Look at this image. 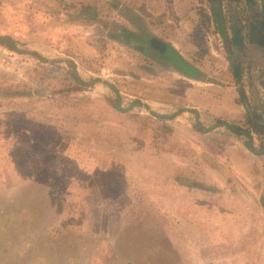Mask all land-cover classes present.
I'll return each mask as SVG.
<instances>
[{"label": "rangeland", "instance_id": "obj_1", "mask_svg": "<svg viewBox=\"0 0 264 264\" xmlns=\"http://www.w3.org/2000/svg\"><path fill=\"white\" fill-rule=\"evenodd\" d=\"M250 3L0 0V264L264 260V40L253 29L264 0ZM148 36L200 81L142 52ZM204 88L244 111L234 126L249 136L222 129L262 155L259 166L246 158L235 177L200 151L190 129L215 121L198 119ZM158 102L181 119H156ZM107 176L109 199L94 191Z\"/></svg>", "mask_w": 264, "mask_h": 264}, {"label": "crops", "instance_id": "obj_2", "mask_svg": "<svg viewBox=\"0 0 264 264\" xmlns=\"http://www.w3.org/2000/svg\"><path fill=\"white\" fill-rule=\"evenodd\" d=\"M193 81H196V80H193ZM204 85H206V83H204ZM192 93H194V91ZM218 93H220V91L219 92L218 90L213 91L207 88L199 90V94L197 96L196 101H197V105L201 107L202 110L200 111V109L198 110V108L196 110L197 112L199 111L198 113H199L200 118L198 119H201L200 113L203 112L209 115V119H210L209 121L211 123H212V120H215V121L217 120V121L213 122L211 130L197 131V134L193 127H192L193 129H190V130L194 132L195 136L193 139H196V141L200 142V144H198V147H200V151H202V153L206 154L210 160L214 161L215 163H218L219 166L221 165L225 168H228L230 172L232 173V175H234L235 177H238V174H236V170H238L239 172H242V170L245 167V164L243 163L244 159L248 158V159H252L253 161L255 160L256 164H254L255 162H252L251 164V167H252L255 165L259 166L258 160L263 159V157H261L262 155H257V153L254 151L252 147L250 150V147H247L244 144L239 143L237 140H235L234 135L232 136L231 132L229 134L226 133L227 131L222 129V127L226 128L225 126L218 125V123H225V124L233 123V125L234 123H236L238 124L239 127H241L243 124V120H244V116H243L244 111L241 108H238L237 106H235V104L233 103L234 100H232V102H229L223 98H218V97L213 98V96H217ZM221 93H226V92H221ZM153 104L155 105L154 111L156 114L154 117L156 119H160L165 122H173V121H179L181 119L180 116L183 115L182 113H180L179 110H174V108L168 104H165L162 102L153 103ZM244 105L247 108V105L246 104ZM245 106H244V109L246 110ZM115 109L119 110L117 107H115ZM223 132L226 133L227 135H224ZM206 138L208 139L207 141L213 140V144L212 145L207 144ZM191 144L194 145V142H191ZM191 148H194V147L192 146ZM187 164H188L187 167L193 168V170H195V168L197 167L195 163L193 164V163L187 162ZM211 166L218 167L216 164L213 165L212 162H209L208 168H211ZM82 170L87 171L88 173H91L90 175L93 174V172H89L88 169L82 168ZM253 170L256 171L255 169ZM100 173H103L102 169ZM108 178H109L108 176L106 178H101L100 182L105 180V182H102V183L98 182L99 179H97L95 182L98 184H94L96 186L94 191H98L100 189L99 186H101L102 192L107 194L106 199H109V196H108L109 188L107 187H109L108 185L110 182ZM81 181L85 183L83 180ZM181 181H187L191 186L189 185L186 186V185L181 184L178 178L174 182L186 188H195V189L204 190L208 192H215L219 189L218 187L216 188L210 187V186L205 187V186H202L200 184H197L196 182H193L187 179H184ZM196 185H199L200 187L197 188ZM111 190L113 191V189ZM85 196H87V194H84L82 196L83 199H88V196L87 197ZM258 200H259V203L261 204V207L264 208V202H262L264 201V195L262 194L261 196H259ZM105 217H108V216H105ZM263 262H264L263 259L261 263H259V260H257L256 264H263Z\"/></svg>", "mask_w": 264, "mask_h": 264}, {"label": "flooded vegetation", "instance_id": "obj_3", "mask_svg": "<svg viewBox=\"0 0 264 264\" xmlns=\"http://www.w3.org/2000/svg\"><path fill=\"white\" fill-rule=\"evenodd\" d=\"M250 2H251V0H247V4H248L249 8L251 9V3ZM216 4H214V5H216ZM214 9L216 10L215 12H217V8H214ZM219 17L220 16L217 17V21H220ZM218 25L221 27L220 22L218 23ZM230 29L233 30L231 26H230ZM253 29L256 32L255 34L259 35L260 38L262 40H264V27L260 26L259 21L255 20ZM224 30L222 29V31H220L222 34L221 36H222V38L224 37L223 40L225 42H227V41H229L230 36H229V34L226 33V30L225 31ZM230 32H232V31H230ZM143 39L144 40H142V41L145 42V46H143L141 48L142 52H144L148 55H151V53L153 52L152 54L154 55L155 58H157V60H160V61L164 62L165 64H167L168 66H171L173 68L175 67V63L173 61V53L167 47L163 46V45H167V46H170V45L166 44L165 42L161 41L160 39H158L154 36H148L147 38H143ZM243 39H244L243 34H240V33L235 31V35L232 38V40L233 41L236 40V41H239L241 43ZM152 40H154V42ZM158 42H160V44H158ZM170 47L173 48L172 46H170ZM175 52H176L177 56L180 57V55L177 53L176 50H175ZM182 60L184 63H186L183 58H182ZM259 61H264V58H259ZM186 64H188V63H186ZM245 108H246V106H245ZM248 109H249V107L247 106L246 110H248Z\"/></svg>", "mask_w": 264, "mask_h": 264}, {"label": "water", "instance_id": "obj_4", "mask_svg": "<svg viewBox=\"0 0 264 264\" xmlns=\"http://www.w3.org/2000/svg\"><path fill=\"white\" fill-rule=\"evenodd\" d=\"M173 61L175 63L174 69L178 73H180L181 75H183L184 77L188 79L200 81L197 70L193 68L192 66L184 63L182 58L177 56L176 53H173Z\"/></svg>", "mask_w": 264, "mask_h": 264}, {"label": "trees", "instance_id": "obj_5", "mask_svg": "<svg viewBox=\"0 0 264 264\" xmlns=\"http://www.w3.org/2000/svg\"><path fill=\"white\" fill-rule=\"evenodd\" d=\"M153 42H154V40H152ZM158 44H160V42H158ZM163 46H165V47H167L172 53H176L175 52V50L173 49V48H171L170 46H167V45H163ZM218 125H223V126H225L226 128H228L232 133H234V134H236V135H243V134H245V135H247V136H249V134L248 133H246L245 131H243L241 128H239V127H237V126H234V125H231V124H225V123H218ZM250 150H251V147H250ZM180 183L181 184H183V185H186V186H191L187 181H181L180 180ZM197 186V188H199L200 186L199 185H196ZM11 219L10 218H8L7 219V221H1L3 224H4V226H6V229H8V228H10L7 224H9V223H7V222H9Z\"/></svg>", "mask_w": 264, "mask_h": 264}]
</instances>
